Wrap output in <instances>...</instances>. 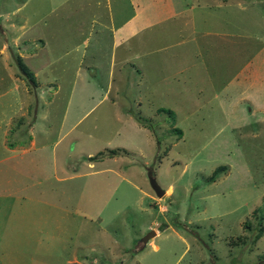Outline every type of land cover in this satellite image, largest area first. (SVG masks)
I'll list each match as a JSON object with an SVG mask.
<instances>
[{
    "label": "rangeland",
    "instance_id": "obj_1",
    "mask_svg": "<svg viewBox=\"0 0 264 264\" xmlns=\"http://www.w3.org/2000/svg\"><path fill=\"white\" fill-rule=\"evenodd\" d=\"M114 1L89 11L88 0H0V264H264V109L242 101L230 113L214 99L237 96L239 85L220 87L263 44L264 0H227L258 40L225 55V76L200 102L162 93L173 92L165 80L145 98L130 87L112 98L107 39L93 71L84 67L92 36L82 44L74 27L92 11L131 12ZM150 228L155 248L140 239Z\"/></svg>",
    "mask_w": 264,
    "mask_h": 264
},
{
    "label": "crops",
    "instance_id": "obj_2",
    "mask_svg": "<svg viewBox=\"0 0 264 264\" xmlns=\"http://www.w3.org/2000/svg\"><path fill=\"white\" fill-rule=\"evenodd\" d=\"M99 1L88 0L86 5H89V11L90 3L97 6ZM211 1L212 3L210 0H126L127 4H131V12L119 14L115 10L110 11L106 20L97 16L96 11L90 12L88 20L78 21L74 27L78 34L84 35L81 38L82 44L88 36H92L88 55L90 62L84 67L93 71L96 60L106 49L101 45L107 39L109 73L106 90L109 88L112 98L119 99L129 94V87L134 91V96L145 98V93L154 90L159 80H165L166 87L173 92L161 90L162 93L173 95L182 102L192 99L207 101V86L213 91L210 81L217 86L220 78L225 76V55L240 53L242 50H237V47H243L242 38L255 39V43L258 40V33L252 34L250 31L255 27L251 25L252 28L242 31L237 27L240 16L237 13L231 14V10L230 14L225 11V4L229 1ZM233 2L239 5L237 0ZM226 23L230 26L226 27ZM251 46L246 43L243 48L247 51ZM86 52L87 50L84 53L81 50L79 53L80 63L85 59ZM210 60L216 66L211 75L207 70ZM44 61L50 59L45 56ZM127 63L133 64L135 74L123 73ZM193 66L196 70L191 71ZM259 67H264V41L260 47L254 45L252 54L247 60L235 65L234 73L220 87H241L237 96L214 98L221 110H226L227 105L230 113L243 112L242 101L247 105L244 107L247 111L253 108L264 109L261 108L264 104H259L256 94L253 93L254 88L257 91L258 83L254 81H258V78L254 81L252 78L258 76ZM183 79L187 82L183 83ZM220 89H217L218 93ZM138 125L145 128L144 125ZM147 241L153 244V248L156 247L150 239Z\"/></svg>",
    "mask_w": 264,
    "mask_h": 264
},
{
    "label": "water",
    "instance_id": "obj_3",
    "mask_svg": "<svg viewBox=\"0 0 264 264\" xmlns=\"http://www.w3.org/2000/svg\"><path fill=\"white\" fill-rule=\"evenodd\" d=\"M148 183L154 194L158 197L164 194L165 189L161 187L158 182L156 181L155 177L152 174L147 175ZM155 234V230L150 228L148 229L142 236L141 241L142 243H145L147 239H149L151 236Z\"/></svg>",
    "mask_w": 264,
    "mask_h": 264
},
{
    "label": "trees",
    "instance_id": "obj_4",
    "mask_svg": "<svg viewBox=\"0 0 264 264\" xmlns=\"http://www.w3.org/2000/svg\"><path fill=\"white\" fill-rule=\"evenodd\" d=\"M17 61L19 62V63H17V64L21 65V67L23 68V70H24L27 74H29L27 68H26L25 65L22 63V61H19V59H17ZM24 68H25V69H24ZM158 110L165 111V112H167V113H169V114H171V112H172V110L169 109V108L158 107ZM175 130H176L178 133L180 132V129H179V128H176ZM118 151H120L118 148H110V149H109V152H108V155H113V154L117 153ZM95 157H98V156H95V155H87V156H86V159H92V158H95ZM148 173H149V174H152L153 172H148Z\"/></svg>",
    "mask_w": 264,
    "mask_h": 264
}]
</instances>
